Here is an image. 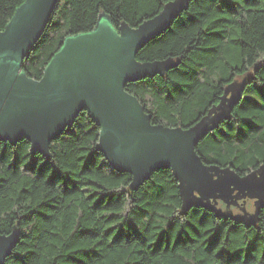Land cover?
<instances>
[{
    "label": "trees",
    "instance_id": "16d2710c",
    "mask_svg": "<svg viewBox=\"0 0 264 264\" xmlns=\"http://www.w3.org/2000/svg\"><path fill=\"white\" fill-rule=\"evenodd\" d=\"M24 1L0 0L1 29ZM176 1L59 0L22 68L41 79L66 37L93 30L102 14L138 27ZM182 1L171 27L137 53L167 69L125 88L154 123L188 129L222 113L196 150L210 166L250 175L264 168V0ZM99 133L85 109L49 157L26 138L0 140V236H21L4 264H264V202L255 221L186 202L172 168L132 190V174L97 149Z\"/></svg>",
    "mask_w": 264,
    "mask_h": 264
},
{
    "label": "water",
    "instance_id": "95a60500",
    "mask_svg": "<svg viewBox=\"0 0 264 264\" xmlns=\"http://www.w3.org/2000/svg\"><path fill=\"white\" fill-rule=\"evenodd\" d=\"M59 0H25L0 28V140L31 142V152L51 156V142L88 110L100 127L97 149L119 172L133 176L138 190L161 168H172L181 180L184 197L210 203L228 184L264 189V182L245 181L234 174L220 178L196 150L194 128L154 123L137 96L125 84L154 76L169 65L141 61L138 51L171 27L183 1L167 4L138 27L117 28L108 14L95 28L66 37L47 64L41 79L29 76L23 61L51 20ZM212 117V116H211ZM253 172L255 177L259 171ZM17 232L0 236V264L17 246Z\"/></svg>",
    "mask_w": 264,
    "mask_h": 264
},
{
    "label": "rangeland",
    "instance_id": "374dc122",
    "mask_svg": "<svg viewBox=\"0 0 264 264\" xmlns=\"http://www.w3.org/2000/svg\"><path fill=\"white\" fill-rule=\"evenodd\" d=\"M235 88H230V92L235 94ZM220 110V108L218 109ZM219 111L214 112V117L203 119L195 128L197 134H201L205 129L209 127L211 122L221 116ZM218 172L220 178L231 176L236 174L234 170L230 168H218L214 167ZM245 181L261 183L264 182V171H259V174H250L242 176ZM186 202H191L192 199L184 197ZM264 202V189L243 187L236 184L226 185L220 192V196L216 199L211 198L210 206H212L217 212L234 216L237 218H243L246 221H255L258 218V211L261 204Z\"/></svg>",
    "mask_w": 264,
    "mask_h": 264
}]
</instances>
